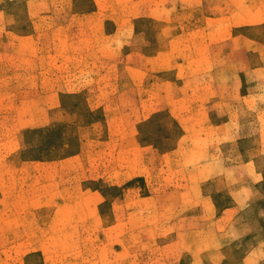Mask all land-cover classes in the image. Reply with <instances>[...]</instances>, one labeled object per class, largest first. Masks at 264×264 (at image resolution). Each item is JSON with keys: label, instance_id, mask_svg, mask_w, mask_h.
I'll return each instance as SVG.
<instances>
[{"label": "rangeland", "instance_id": "1", "mask_svg": "<svg viewBox=\"0 0 264 264\" xmlns=\"http://www.w3.org/2000/svg\"><path fill=\"white\" fill-rule=\"evenodd\" d=\"M0 264H264V0H0Z\"/></svg>", "mask_w": 264, "mask_h": 264}]
</instances>
